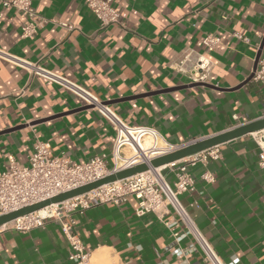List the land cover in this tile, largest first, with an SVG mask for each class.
<instances>
[{
	"label": "crops",
	"instance_id": "0c3cea01",
	"mask_svg": "<svg viewBox=\"0 0 264 264\" xmlns=\"http://www.w3.org/2000/svg\"><path fill=\"white\" fill-rule=\"evenodd\" d=\"M124 26L101 27L84 0H32L46 22L21 38L25 18L0 4V50L37 63L76 84L128 125L154 127L177 146L264 117V84L247 78L264 34V0H113ZM219 42L205 51L201 40ZM238 36H241L239 38ZM185 49L212 62L206 85H192L169 67ZM264 56V46L261 50ZM66 87L0 58V172L7 156L26 166L37 140L50 156L83 163L105 155L111 166L115 130ZM217 158L187 166L194 190L179 195L195 226L225 263L264 264V169L247 134L217 145ZM124 156L131 154L123 148ZM174 181V169L161 168ZM211 174L213 181L202 178ZM137 200L102 203L75 214L76 234L90 264H203L200 253L173 254V240ZM189 239H183L181 247ZM69 244L53 220L19 232L0 228V264H72Z\"/></svg>",
	"mask_w": 264,
	"mask_h": 264
},
{
	"label": "built area",
	"instance_id": "2783aa9c",
	"mask_svg": "<svg viewBox=\"0 0 264 264\" xmlns=\"http://www.w3.org/2000/svg\"><path fill=\"white\" fill-rule=\"evenodd\" d=\"M84 1L98 18L101 27L124 26L120 20L119 12L112 5L113 0ZM0 4L4 8H14L25 18V24L20 32L21 38L33 37L38 28L46 22L32 6V0H0ZM238 37L241 38V36ZM219 41L216 34L207 33L202 38L201 44L205 51L209 52ZM0 58L26 69L32 75L43 77L68 88L78 95L85 105L95 108L104 116L115 130L110 151L111 166L107 165L105 155L94 156L83 163H75L65 157L50 156V144L40 140L34 143L26 166H18L12 156H7L6 168L0 172V215L50 198L141 162L142 157L137 149H141L140 142L144 138H149L152 143L149 149L141 150L148 151L147 156L153 150L160 152L156 155L158 156L186 145L177 146L167 142L162 144L161 136L154 127L126 124L107 103L76 84L41 68L38 62L30 63L15 58L2 50H0ZM169 67L186 75L191 83L203 84L208 81L212 62L204 53L185 49L169 64ZM252 79L264 84V56L260 55ZM249 135L258 148L257 166L264 169V128ZM123 148H128L131 154L124 156ZM216 148L217 146L211 147L167 165V167L174 169L175 178L172 183H169L161 173L162 167L151 169L104 184L60 203L43 207L42 209L49 208L46 213H42V209H39L17 217L1 227H11L16 231L25 232L32 228L44 226L47 220H53L59 225L68 241V259L72 264H90V252L75 231V214L82 213L84 210L102 203L121 206L128 200L129 196H134L137 200L136 213L138 215L153 212L158 214L160 219L170 216V219L166 220L164 224L171 232L173 254L181 256L198 251L203 264H231L225 263L219 257L210 242L195 226L179 199L180 194L194 190V180L187 171V166L195 161L205 162L208 158H217ZM153 157L155 156L149 157L147 160ZM202 178L206 181H213L211 174L204 173ZM186 238L189 239V243L187 246L181 247L180 243Z\"/></svg>",
	"mask_w": 264,
	"mask_h": 264
},
{
	"label": "water",
	"instance_id": "95a60500",
	"mask_svg": "<svg viewBox=\"0 0 264 264\" xmlns=\"http://www.w3.org/2000/svg\"><path fill=\"white\" fill-rule=\"evenodd\" d=\"M264 44V34L258 49V52L255 57L254 66L251 74L247 78L246 81L250 80L253 76V71L256 68L257 61L260 57L261 50ZM192 85H206V83L199 84V83H193ZM107 103V102H105ZM108 104V103H107ZM89 107V106H86ZM264 128V117L258 118L254 121L248 122L246 124H242L240 126L231 128L225 132H221L219 134H216L214 136H210L208 138H203L200 140H196L193 143L186 144L184 146H181L175 150H172L170 152H167L165 154H161L158 156H155L153 158H150L149 160H142L141 162L137 164L130 165L128 167H125L123 169H120L116 172L110 173L102 178H99L95 181L83 184L81 186L72 188L70 190L61 192L57 195H54L50 198L41 200L39 202H36L34 204L19 208L17 210L7 212L0 215V227L11 220L26 215L28 213L37 211L39 209H42L43 207L49 206L51 204L60 203L66 199L81 195L83 193H86L94 188H97L99 186H102L104 184L124 179L127 177H130L132 175H135L137 173H142L151 169H157L161 167H165L169 164L175 163L177 161H180L182 159H185L189 156H192L198 152H201L203 150L209 149L211 147L220 145L226 141L235 139L240 136H244L247 134H250L252 132L258 131L260 129Z\"/></svg>",
	"mask_w": 264,
	"mask_h": 264
},
{
	"label": "bare ground",
	"instance_id": "6f19581e",
	"mask_svg": "<svg viewBox=\"0 0 264 264\" xmlns=\"http://www.w3.org/2000/svg\"><path fill=\"white\" fill-rule=\"evenodd\" d=\"M151 141L149 138H144L143 141L140 142V145H141V149H137V152L140 153V156L142 157V160H147V158L149 157H152V156H156L158 153V150H153V152L151 154L148 155V151H141V150H146V149H149L151 147ZM147 154H146V153ZM145 153V155H144ZM147 156V157H146ZM49 208H44L41 210L42 213H46L48 212Z\"/></svg>",
	"mask_w": 264,
	"mask_h": 264
}]
</instances>
